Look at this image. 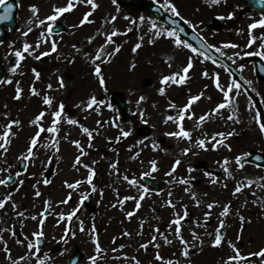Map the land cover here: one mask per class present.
Masks as SVG:
<instances>
[{
    "label": "rangeland",
    "instance_id": "rangeland-1",
    "mask_svg": "<svg viewBox=\"0 0 264 264\" xmlns=\"http://www.w3.org/2000/svg\"><path fill=\"white\" fill-rule=\"evenodd\" d=\"M13 1L16 27L0 42L2 82L12 81L4 82L0 90L5 95L0 102V134L9 121L21 123L12 126L14 135L7 151L0 150V179L16 173L38 127L47 129L52 113L61 104L64 110L57 125L59 131L41 134L33 157L28 159V169L17 176L13 187L0 185V199L11 196L0 208V264L25 255L28 264H37L38 260L43 264H67L76 250L81 254L78 264H229L228 257L235 255L229 242L245 257L232 264H264V257L249 255L264 249V168L246 160L252 150L264 153V131L260 128L264 124V79L255 75L250 61L254 55L264 60V26L249 29L264 15L249 11L241 0H151L171 15L176 14L165 4L174 6L179 13L176 16L240 70L244 88L221 65L187 47L175 46L176 37L166 34L171 29L142 10L145 0H94L98 5L94 10L80 0H72L75 7L51 22L62 24L63 30L48 37L49 22L45 18L54 14V7H65L68 0ZM33 5L38 9L35 15ZM88 12L89 22L80 24ZM39 20H45V24L39 25ZM113 31L118 34L106 43ZM158 32L162 34L156 35ZM249 39L254 40L252 45ZM53 41L57 45L55 52L51 51ZM25 43L33 46L30 53L23 52ZM138 43L141 46L133 51ZM117 47L119 51L114 52ZM98 50L101 57L96 60ZM16 51L25 57L19 65L8 61L17 58ZM41 52L49 55L36 59ZM190 58L193 67L184 74L182 70ZM97 64L103 85L94 71ZM13 67L16 72L11 71ZM33 69L39 73L38 79ZM174 73L186 75L187 79L182 84L161 82L163 76ZM217 77L225 90L233 82L239 86L229 91L227 102L216 86ZM17 87L22 89L19 99L15 98ZM162 87L163 94L159 91ZM33 88L38 95L32 94ZM112 92L124 96L126 118L110 102ZM193 95L200 99L186 111L182 121L191 138L167 135L179 130V112ZM44 96L51 99V105L43 103ZM91 97L97 104L89 109L86 105ZM220 103L227 106L213 112ZM41 111L46 115L40 125L30 123ZM168 116L173 120L166 123ZM201 116H205L202 122ZM83 127L92 133L91 138L82 131ZM121 129L130 134L121 137ZM229 132L233 135L228 136ZM213 138L225 142L213 148ZM199 139L205 140L204 148L197 144ZM73 141H79L80 147ZM81 150L85 155L81 156ZM77 156L82 163H76ZM237 156L241 158L239 165ZM226 159L231 176L224 170ZM153 160L157 162L155 172L150 165ZM176 160L180 163L173 171ZM85 164L89 167L85 168ZM89 172L93 173L91 184L87 182ZM124 176L137 183H129ZM143 176L158 188L146 186ZM76 181L81 182L77 187L67 186ZM237 187L239 192L235 191ZM36 191L41 195L37 197ZM140 194L144 199L137 208L135 200ZM87 195L89 202L83 205ZM210 203L214 205L211 209L207 207ZM225 205L229 211L222 216ZM45 210L48 213L43 217ZM73 210L75 214L68 219ZM185 211L188 215L179 227L187 243L182 244L172 221ZM128 212L134 215L129 217ZM205 213L210 215L206 217ZM218 229L222 244L214 246ZM38 231L43 232V245L36 250L34 234ZM165 238L171 243H166ZM29 243L34 245L32 249ZM185 249L187 256L183 254ZM91 257H95L94 262Z\"/></svg>",
    "mask_w": 264,
    "mask_h": 264
},
{
    "label": "snow or ice",
    "instance_id": "snow-or-ice-1",
    "mask_svg": "<svg viewBox=\"0 0 264 264\" xmlns=\"http://www.w3.org/2000/svg\"><path fill=\"white\" fill-rule=\"evenodd\" d=\"M80 2L86 3V4L90 5L93 10L98 7V5L94 2V0H80ZM212 2L213 3H218L219 0H212ZM113 3H116V0H113ZM12 7L13 6L11 4L7 3V0H0V8L3 9V11L0 12V20H7V19H9V16H10V12H11ZM74 7H75V5L72 2V0H68V3H67V5L65 7H54V14L53 15H49V16H47L45 18V20H47L49 22L47 24L46 31L49 34H51V32H52V23L51 22L56 21L61 14H63L65 12L73 9ZM165 7H169L170 10L174 14H176V15L179 14L177 12L176 8L174 6H172L170 3H166L165 4ZM31 11L35 15L38 12V9H37V7L35 5H33V6H31ZM90 15H91V12L85 13L83 19L80 21V24H84L85 22H89ZM111 19L114 21L116 19V17L113 16ZM141 19H143V18H141ZM45 20H39V25H44L45 24ZM258 25L259 26H264V19L260 20L258 23L251 24L249 26L250 31H251V29L256 28ZM152 27L155 28L156 26L153 24ZM31 30L32 29L29 28L28 29V32H30ZM180 31H183V29H180ZM27 34H28L27 32L24 33L25 36ZM117 34L118 33L116 31H113L110 35H108L107 36L106 43H111L112 42V37L113 36H116ZM161 34L162 33H159V32L156 33V35H161ZM166 34H167L168 37H176V39L174 40L175 46H177V47H187V48L191 49L192 52H196L197 51V49L194 48L191 44L187 43L186 41L181 40L177 36V32L175 30H169V31H167ZM43 36H44V33L42 32L41 33V37H43ZM89 39L91 40V38H89ZM248 43H249V45H252L254 43V40L253 39H249ZM39 46H40V41H37L35 47L38 48ZM140 46L141 45L139 43L136 44L135 47L133 48V51H136ZM227 46L236 47V45H226V47ZM32 47H33L32 45H29V44L25 43L23 45V52L24 53H30V49H32ZM262 47H264V45H262ZM56 49H57V45H56L55 41H53L52 44H51V51L52 52H55ZM118 51H119V48L118 47L116 49H114V52H118ZM217 51H219V49H217ZM114 52L113 53H109V55L114 54ZM248 54H251V53H248ZM14 55L17 57V61H16V64L17 65H19V63L25 58L24 55L22 54V52H20V51H16L14 53ZM47 55H49L48 52H41L39 55L36 56V59H40V56H47ZM100 57H101V51L98 50L97 51V54L95 56V59L96 60H99ZM213 62L215 63V61H213ZM192 67H193V64H192V60L190 58L189 61H188L187 66L184 67L183 70H182L183 73L184 74H187ZM16 70H17L16 67H13L11 69L12 72H16ZM33 71H34V73L36 75V78L38 79L39 78V73L38 72H35V69H33ZM94 71H95V74H96L97 77H101V67L99 66V64H97L95 66ZM204 75L207 76L208 73L205 72ZM186 79H187V76L186 75H182L180 73H174L171 76H163L161 82L162 83H165V82L171 81V82L176 83V84H182V83H184V81ZM4 82L5 83H11L12 81L11 80H8V81H4ZM60 83H61V87H63V81L62 80H61ZM100 83L102 85L104 83V80H103L102 77L100 78ZM216 86H217V88H220L221 91L223 92V96H224V99H225L226 102L228 101L229 91L230 90H237L239 88V86L236 85L233 82L232 85H229L228 90H225L222 87V85L219 83V78L218 77H217V80H216ZM49 88H51V85H49ZM31 91H32V94L33 95H38V93L36 92L35 88H33ZM159 91H160L161 94H163L164 91H165V89L162 87V88L159 89ZM21 93H22V89L19 88V87H17L16 88V97L15 98L16 99H19L20 96H21ZM143 99H144L143 97L140 98V100H143ZM199 99H200V96H198V95H193V96H191L189 98L188 103L186 105H184L183 108H181V110L179 112V117L176 120V124H177V127H178L179 130L178 131H175V132H169V133H167V135H169V136H175V137H178V138H189V139L191 138V133L189 131H186L185 130L182 121L185 119V113H186V111L193 105V103L195 101H197ZM43 103L45 105H51L52 101H51V99L48 96H44L43 97ZM99 103L102 104L104 102L103 101H100ZM138 103H139V101H138ZM96 104H97L96 98L95 97H91L89 99L86 107L89 108V109H91L93 107V105H96ZM226 106H227V103H220V104L217 105L216 109H213V112H216L219 109H224ZM62 107L63 106L61 105V108L59 110H57V111H55V112L52 113V117L53 118H52V121H51V125L47 129H45L42 125H40V121L43 120L45 118V115H46L45 112H43V111L39 112L36 115V117L32 121H30V123H32L33 125H40V126L38 127V130L36 131V133L30 138L29 146L26 149V153L27 154L23 156V159L24 160H28L29 158H32L33 157V155H34V148L37 146V144H38V138L41 137V134L43 132L47 131L49 133L55 134V133H57L59 131L57 125L59 123V118L62 116ZM97 110H98V108H97ZM189 118H191V117H189ZM204 119H205V116L199 117V120L201 122ZM229 119H233V117L230 116ZM171 120H173V117L172 116H168L166 118L165 122L167 123L168 121H171ZM20 123L21 122L19 120L9 121V123L4 127V130H3L2 134H0V150L7 151V145L10 143V137L12 135H14V133L11 132V128H12L13 125H19ZM68 123L77 124L78 122L76 120H68ZM260 128H261L262 131H264V124H260ZM82 131L84 133H86L89 136V138L92 137V133L89 131V129L87 127H83L82 128ZM129 134L130 133L128 131H125L123 129H121V131H120V136L121 137H127ZM217 135L223 137L225 134L224 133H218ZM227 135L228 136H231V135H233V133L232 132H229V133H227ZM119 138L120 137H117V139H119ZM224 142L225 141L223 139H220V140L217 141V140H215V138H213L212 147L215 148V147H217V144H221L222 145V144H224ZM54 143H55V140H54ZM73 143L78 148L80 147V142L79 141H73ZM140 143H143V141H140ZM197 144L199 145V147L204 148L205 147V140L199 139V140H197ZM184 152L187 153L188 152V149H184ZM83 155H85V153L83 152V150H81V156H83ZM235 160H236V163L239 165L240 164V160H241L240 156H237L235 158ZM76 163L77 164L82 163L80 156H77L76 157ZM179 163H180L179 160H176L175 161V163L172 166V170L173 171H175V168H176L177 165H179ZM224 163H225V168H224L225 172L227 173V175L231 176L232 173L226 167V165L228 163L227 159L225 160ZM150 165H151L152 171L155 172L157 170V162L155 160L150 161ZM25 167H27V165H25ZM84 167L85 168H88L89 166L85 164ZM112 167L115 168L116 165L113 164ZM171 174H172L171 172L168 173V175H171ZM16 175L19 176L20 173H16ZM209 175H211V174L209 173ZM92 176H93V173L92 172H89V175L87 177V182L89 184L92 183ZM9 179H11V177H8L6 179H0V185L6 184ZM124 179L125 180H128L129 183H131L133 185H135L137 183V181L135 179L129 180V178L127 176H124ZM181 182H183V181H181ZM44 183L45 184H48L49 181L48 180H44ZM80 183H81L80 181H76L75 183L68 184L67 186L69 188H75ZM249 183H251V181H249ZM93 190H95V189L93 188ZM240 190H241L240 187H237L235 189L236 192H239ZM144 191H147V189H144ZM35 195L38 197V196L41 195V193L39 191H36L35 192ZM10 199H11V196L10 195L6 196L4 199H0V208H3L5 206V204H6V201H8ZM125 199H135V198H133V197H126ZM143 199H144V195L143 194H140L139 199H136L135 200L137 208L140 207V201L143 200ZM67 202H68L67 200L64 201V203H67ZM123 202H124L123 200L120 201L121 204ZM46 204H47V202H46ZM168 204L171 205L172 202L169 200L168 201ZM213 206L214 205L211 204V203L207 205V207L209 209H211ZM13 207L15 208L16 205L13 204ZM228 211H229V208H228L227 205H225L223 207V211L220 213V215L226 216L228 214ZM18 214L19 215H22V213H18ZM74 214H75V210H73L72 213H69L68 214V219H71ZM127 215L129 217H131V216L134 215V212H128ZM187 215H188V213L185 211L183 216H179L178 218H176V219H174L172 221V225H177V227L175 228V234H176V236L178 238H180V241H181L182 244H186L187 242L183 240V237L181 235V228L179 227V225H180L181 221L184 219V217L187 216ZM209 215H210V213H205V216L206 217L209 216ZM32 218L33 219H36V217H32ZM64 218H65L64 215L61 214V219H64ZM241 219L243 220V217H241ZM42 223H43V221H41V224ZM170 227H171V225H170ZM223 227H224V222L221 221L220 222V228H223ZM81 230L83 231V224L82 223H81ZM65 231L67 232L68 229H65ZM34 235L36 237H40V236L43 235V232L42 231H38ZM195 238H196V236L194 234L193 235V239H195ZM152 239L155 240L156 237L154 236V237H152ZM222 239L223 238H222V236L220 234V231L218 229L217 230V233L215 235V239L212 241V244L214 246H220L222 244ZM94 240H95V237H94ZM165 242L166 243H171V241H168L166 238H165ZM38 243H39V240H37V244ZM229 243H230V246L233 248V250L235 252V255L234 256L228 257L229 264H232V262H234V261H242V260H244L245 257L240 254L239 250H237L234 245H231V242H229ZM33 247H34V245L32 243H29L28 244V248L29 249H32ZM142 247H147V245H142ZM99 250H100V248H99V245L97 244L96 251L98 252ZM5 251L7 252L8 249L6 248ZM183 254L185 256L188 255L187 249L184 250V253ZM249 255H255V256H259V257H264V249H261V250H259L256 253H250ZM20 259L23 260L24 257H20ZM90 259H92L93 262L95 261V257H91ZM157 259H160L159 255L157 256ZM37 264H43V261H39L38 260L37 261ZM137 264H139V262H137ZM168 264H173V262L172 261H168Z\"/></svg>",
    "mask_w": 264,
    "mask_h": 264
},
{
    "label": "water",
    "instance_id": "water-1",
    "mask_svg": "<svg viewBox=\"0 0 264 264\" xmlns=\"http://www.w3.org/2000/svg\"><path fill=\"white\" fill-rule=\"evenodd\" d=\"M250 8L255 10V6L260 5L263 3L262 0H243ZM144 9H146L148 12H150L152 15L156 12L158 14V18L160 20L165 21L168 23L172 28H177L180 35H182L185 39L190 40L193 45L198 49H203L204 51L210 52L212 55V51L208 48V46L197 36V34L189 29L187 25H185L179 18L177 17H171L168 15V13L163 12L159 6H157L155 3L151 1H145L143 3ZM3 11V9H2ZM0 11V12H2ZM258 11L264 12V6L262 8H259ZM12 12V11H11ZM2 21H5L9 24V26L14 27V17L13 14L10 13L9 19L7 20H0V23ZM60 28V27H59ZM58 28H55L57 30ZM180 29H183V31H180ZM216 58V56L214 55ZM112 99L116 102L117 106L124 111V100L122 96L118 93H114L112 96ZM249 159L252 162H256L258 164L264 165V155H261L256 152H252L249 156Z\"/></svg>",
    "mask_w": 264,
    "mask_h": 264
},
{
    "label": "flooded vegetation",
    "instance_id": "flooded-vegetation-1",
    "mask_svg": "<svg viewBox=\"0 0 264 264\" xmlns=\"http://www.w3.org/2000/svg\"><path fill=\"white\" fill-rule=\"evenodd\" d=\"M50 34L47 32V34L45 35L46 37H48ZM6 37V36H5ZM4 37V38H5ZM4 38L2 39V40H0V42L1 41H3L4 40ZM10 60L12 61L11 62V64H16V61H17V58H13V60L12 59H8V61L10 62ZM0 64H1V58H0ZM2 65V64H1ZM2 67H3V65H2ZM4 68V67H3ZM3 73H4V71H3ZM4 84V82H0V90L2 89V85ZM5 85V84H4ZM5 95L3 94V93H1L0 94V102L1 101H4L5 100V97H4ZM2 115H0V120L2 121L3 119H2V117H1ZM5 122V121H4ZM24 122H28V121H26V120H24ZM27 162L29 163V160H27ZM19 165H20V160H19V162H18V164H17V167H16V173H20V175L22 174V172H20V169H19ZM26 165H27V167H25V169H24V171H26L27 169H28V164L26 163ZM23 171V172H24ZM16 173L15 174H10V173H8V174H6L5 176H4V178H3V176H2V178L1 179H5L7 176H13V181H12V183L10 184V185H8V186H6V187H10V188H12L13 187V184H14V182H15V179L17 178V175H16ZM19 175V176H20Z\"/></svg>",
    "mask_w": 264,
    "mask_h": 264
},
{
    "label": "bare ground",
    "instance_id": "bare-ground-1",
    "mask_svg": "<svg viewBox=\"0 0 264 264\" xmlns=\"http://www.w3.org/2000/svg\"><path fill=\"white\" fill-rule=\"evenodd\" d=\"M114 182V181H113ZM115 183V185H117V183L116 182H114ZM202 199V197H200V196H196V197H194L193 196V199ZM192 199V200H193ZM17 248L18 247H15V248H13L12 249V253H13V255H15V252L17 251ZM20 257H24V259L23 260H21L20 258L19 259H17V260H10V261H6L4 264H28V259H27V256L25 255V256H20ZM3 264V263H2Z\"/></svg>",
    "mask_w": 264,
    "mask_h": 264
}]
</instances>
